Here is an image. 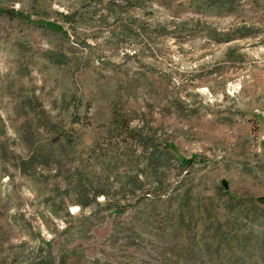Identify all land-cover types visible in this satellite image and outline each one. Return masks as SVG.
<instances>
[{"label": "rangeland", "instance_id": "1", "mask_svg": "<svg viewBox=\"0 0 264 264\" xmlns=\"http://www.w3.org/2000/svg\"><path fill=\"white\" fill-rule=\"evenodd\" d=\"M263 145L264 0H0V264H264Z\"/></svg>", "mask_w": 264, "mask_h": 264}, {"label": "water", "instance_id": "2", "mask_svg": "<svg viewBox=\"0 0 264 264\" xmlns=\"http://www.w3.org/2000/svg\"><path fill=\"white\" fill-rule=\"evenodd\" d=\"M221 185L223 188H226V183L223 180L221 181ZM263 201H264V198H263Z\"/></svg>", "mask_w": 264, "mask_h": 264}, {"label": "trees", "instance_id": "3", "mask_svg": "<svg viewBox=\"0 0 264 264\" xmlns=\"http://www.w3.org/2000/svg\"><path fill=\"white\" fill-rule=\"evenodd\" d=\"M48 26H49V27H52V25H48ZM52 28H53V27H52ZM263 146H264V145H263ZM185 163H186V165L191 166V165H190V161L187 160V161H185Z\"/></svg>", "mask_w": 264, "mask_h": 264}]
</instances>
